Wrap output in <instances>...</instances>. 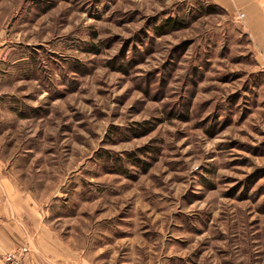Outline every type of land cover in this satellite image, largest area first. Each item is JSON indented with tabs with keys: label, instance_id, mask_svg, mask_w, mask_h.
Listing matches in <instances>:
<instances>
[{
	"label": "rangeland",
	"instance_id": "374dc122",
	"mask_svg": "<svg viewBox=\"0 0 264 264\" xmlns=\"http://www.w3.org/2000/svg\"><path fill=\"white\" fill-rule=\"evenodd\" d=\"M244 19L0 0V173L74 251L58 264H264V56Z\"/></svg>",
	"mask_w": 264,
	"mask_h": 264
},
{
	"label": "crops",
	"instance_id": "0c3cea01",
	"mask_svg": "<svg viewBox=\"0 0 264 264\" xmlns=\"http://www.w3.org/2000/svg\"><path fill=\"white\" fill-rule=\"evenodd\" d=\"M213 2L230 14L244 15L245 26L264 56V0H213ZM30 195L21 189L19 183L0 173V255L20 247L28 231L34 235L31 246L39 253L28 255L24 259V264H58L73 259L74 251L56 237L44 223L39 210L27 199Z\"/></svg>",
	"mask_w": 264,
	"mask_h": 264
},
{
	"label": "built area",
	"instance_id": "2783aa9c",
	"mask_svg": "<svg viewBox=\"0 0 264 264\" xmlns=\"http://www.w3.org/2000/svg\"><path fill=\"white\" fill-rule=\"evenodd\" d=\"M25 253H27L28 252V249L27 248H23L22 249ZM19 256H20V254H18ZM7 261H11L12 263H14V264H19V259H18V257L16 256V255H11V256H9L8 258H7Z\"/></svg>",
	"mask_w": 264,
	"mask_h": 264
},
{
	"label": "trees",
	"instance_id": "16d2710c",
	"mask_svg": "<svg viewBox=\"0 0 264 264\" xmlns=\"http://www.w3.org/2000/svg\"><path fill=\"white\" fill-rule=\"evenodd\" d=\"M177 23L175 22H171V21H168L165 25V27H162L160 29H162L163 31L166 30V28H170V29H176L177 28Z\"/></svg>",
	"mask_w": 264,
	"mask_h": 264
}]
</instances>
